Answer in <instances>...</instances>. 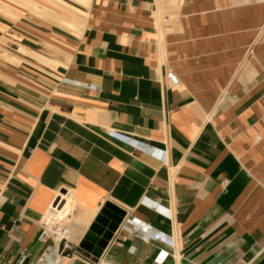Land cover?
<instances>
[{"label":"crops","instance_id":"crops-1","mask_svg":"<svg viewBox=\"0 0 264 264\" xmlns=\"http://www.w3.org/2000/svg\"><path fill=\"white\" fill-rule=\"evenodd\" d=\"M52 1L79 34L0 0V264H264V0ZM106 204L125 216L94 258Z\"/></svg>","mask_w":264,"mask_h":264},{"label":"built area","instance_id":"built-area-1","mask_svg":"<svg viewBox=\"0 0 264 264\" xmlns=\"http://www.w3.org/2000/svg\"><path fill=\"white\" fill-rule=\"evenodd\" d=\"M180 85V81L176 76L172 67L168 66L162 80V87L165 91L173 90ZM54 201V200H53ZM3 203V198L0 195V205ZM53 202L48 208L47 212L39 219L40 233L38 240L46 244L52 242L56 247V252L60 255L69 249L68 236L70 234L69 217L66 213L52 207ZM24 257L21 258L22 262Z\"/></svg>","mask_w":264,"mask_h":264},{"label":"water","instance_id":"water-1","mask_svg":"<svg viewBox=\"0 0 264 264\" xmlns=\"http://www.w3.org/2000/svg\"><path fill=\"white\" fill-rule=\"evenodd\" d=\"M124 216L125 213L119 208L111 204L104 205L85 233L79 248L92 257L98 258Z\"/></svg>","mask_w":264,"mask_h":264},{"label":"bare ground","instance_id":"bare-ground-1","mask_svg":"<svg viewBox=\"0 0 264 264\" xmlns=\"http://www.w3.org/2000/svg\"><path fill=\"white\" fill-rule=\"evenodd\" d=\"M49 3H51L52 5H55V6H57L61 11H62V13L63 14H67V15H71V19L69 20V19H65L66 17H63V15H61V16H59V17H61L60 18V21H61V23H63L64 25H66L69 29H70V31L72 32V33H74V34H79L80 33V31H81V29H82V26H83V24H82V18L79 16V14L78 13H76V14H74V12H71L68 8H65V7H62V6H58L57 4H55L52 0H47ZM76 2V3H78V4H80V5H82V6H88L89 5V1L90 0H72V2ZM171 1V3L173 4V5H176L177 3H179L178 2V0H170ZM20 2H22V1H20ZM28 2V1H27ZM33 3V2H32ZM26 4V3H25ZM30 5H31V2H30ZM179 5V4H178ZM169 7V6H168ZM33 8H34V11L35 12H37V13H40V11L38 10L39 8H37V6L36 5H34L33 6ZM172 8V7H171ZM42 10V12L44 11L45 13H53V12H51L50 10H48V9H45V8H42L41 9ZM72 10V9H71ZM53 15V14H52ZM83 16V15H82ZM58 17V18H59ZM57 18V19H58ZM55 35V34H54ZM63 38V37H62ZM66 41V40H65ZM69 42V41H68ZM27 53H29V52H27ZM61 53V52H60ZM11 54V53H10ZM32 56V55H31ZM9 57V56H8ZM39 57V56H38ZM41 61V60H40ZM259 140V139H258Z\"/></svg>","mask_w":264,"mask_h":264},{"label":"rangeland","instance_id":"rangeland-1","mask_svg":"<svg viewBox=\"0 0 264 264\" xmlns=\"http://www.w3.org/2000/svg\"><path fill=\"white\" fill-rule=\"evenodd\" d=\"M73 212H74V208H73L72 211L70 212L69 223L72 221V218H73Z\"/></svg>","mask_w":264,"mask_h":264}]
</instances>
